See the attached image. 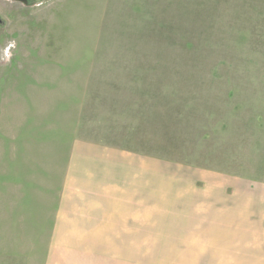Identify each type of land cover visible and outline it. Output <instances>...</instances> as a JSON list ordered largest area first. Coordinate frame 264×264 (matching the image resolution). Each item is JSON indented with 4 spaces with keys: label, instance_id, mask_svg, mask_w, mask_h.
<instances>
[{
    "label": "rangeland",
    "instance_id": "1",
    "mask_svg": "<svg viewBox=\"0 0 264 264\" xmlns=\"http://www.w3.org/2000/svg\"><path fill=\"white\" fill-rule=\"evenodd\" d=\"M0 19V264H232L193 187L264 184V0H0ZM80 146L117 150V235L67 222Z\"/></svg>",
    "mask_w": 264,
    "mask_h": 264
},
{
    "label": "crops",
    "instance_id": "2",
    "mask_svg": "<svg viewBox=\"0 0 264 264\" xmlns=\"http://www.w3.org/2000/svg\"><path fill=\"white\" fill-rule=\"evenodd\" d=\"M195 172L201 185L200 188L194 185L193 201H200L201 209H208L211 215L217 214L225 219V225L217 229L218 234L221 231L230 234L228 228L235 232L232 233L235 242L232 251L219 257H234L232 264H264V184L232 178L218 190L219 176L216 173ZM63 200L71 216L67 221L70 224L93 225L97 229H91V233L117 235V150L77 147L71 154ZM206 218L204 224L208 225L207 228L212 227L211 220ZM213 231L210 229L206 233L209 234L206 244L212 241ZM110 238L117 240V236Z\"/></svg>",
    "mask_w": 264,
    "mask_h": 264
},
{
    "label": "flooded vegetation",
    "instance_id": "3",
    "mask_svg": "<svg viewBox=\"0 0 264 264\" xmlns=\"http://www.w3.org/2000/svg\"><path fill=\"white\" fill-rule=\"evenodd\" d=\"M21 1H24V2H26V1H28V0H21Z\"/></svg>",
    "mask_w": 264,
    "mask_h": 264
},
{
    "label": "water",
    "instance_id": "4",
    "mask_svg": "<svg viewBox=\"0 0 264 264\" xmlns=\"http://www.w3.org/2000/svg\"><path fill=\"white\" fill-rule=\"evenodd\" d=\"M2 23V20L0 19V24Z\"/></svg>",
    "mask_w": 264,
    "mask_h": 264
}]
</instances>
